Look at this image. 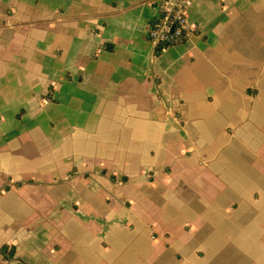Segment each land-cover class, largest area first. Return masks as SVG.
Returning <instances> with one entry per match:
<instances>
[{"label": "crops", "instance_id": "crops-1", "mask_svg": "<svg viewBox=\"0 0 264 264\" xmlns=\"http://www.w3.org/2000/svg\"><path fill=\"white\" fill-rule=\"evenodd\" d=\"M154 16L0 0V264H264V0Z\"/></svg>", "mask_w": 264, "mask_h": 264}, {"label": "built area", "instance_id": "built-area-1", "mask_svg": "<svg viewBox=\"0 0 264 264\" xmlns=\"http://www.w3.org/2000/svg\"><path fill=\"white\" fill-rule=\"evenodd\" d=\"M192 0H153L157 15L148 24V36L158 52L184 42L188 36L187 5Z\"/></svg>", "mask_w": 264, "mask_h": 264}, {"label": "trees", "instance_id": "trees-1", "mask_svg": "<svg viewBox=\"0 0 264 264\" xmlns=\"http://www.w3.org/2000/svg\"><path fill=\"white\" fill-rule=\"evenodd\" d=\"M53 90H54V87H51L50 88V92L47 94V96L45 97V98H47L48 100H50V101H54V99H53V95H52V92H53ZM19 118H21V116H19ZM104 173V172H103ZM3 250H5L4 252L7 254V259H12V258H14V256H15V253H16V248H15V246H13V245H6L5 247H4V249ZM7 251H9L8 253H7Z\"/></svg>", "mask_w": 264, "mask_h": 264}, {"label": "rangeland", "instance_id": "rangeland-1", "mask_svg": "<svg viewBox=\"0 0 264 264\" xmlns=\"http://www.w3.org/2000/svg\"><path fill=\"white\" fill-rule=\"evenodd\" d=\"M193 1H194V0H192V1L187 5V10H188V8H189V5H190ZM152 2H153V0H152ZM153 7H154V9H155V16L153 17L152 20L155 19L156 15H157V13H158L157 8L155 7V4H154V3H153ZM152 20H151V21H152ZM151 21H150L149 23H151ZM188 28H189V30H188V36H189V34L192 33V32L194 31L192 25H191L190 22H189V18H188ZM147 32H148V30H147ZM188 36H187V38H188ZM187 38L184 40V42L179 43V44H174V45H171V46L184 44V43L186 42ZM149 40H150V39H149ZM150 41H151V40H150ZM151 42H152V41H151ZM154 46H155V45H154ZM171 46H169V47H171ZM169 47H168V48H169ZM155 48H156V46H155ZM165 50H166V49H165ZM156 51H157V49H156ZM157 52H158V51H157ZM119 183H120V184H123L122 179L119 180Z\"/></svg>", "mask_w": 264, "mask_h": 264}]
</instances>
